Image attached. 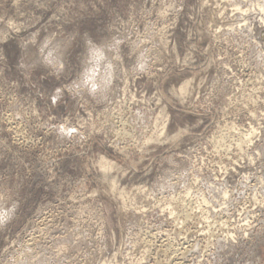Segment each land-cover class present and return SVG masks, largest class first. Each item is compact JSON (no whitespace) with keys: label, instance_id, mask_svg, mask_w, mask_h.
<instances>
[{"label":"rangeland","instance_id":"1","mask_svg":"<svg viewBox=\"0 0 264 264\" xmlns=\"http://www.w3.org/2000/svg\"><path fill=\"white\" fill-rule=\"evenodd\" d=\"M263 24L264 0H0V264H264ZM84 34L123 41L95 98L66 88Z\"/></svg>","mask_w":264,"mask_h":264},{"label":"clouds","instance_id":"2","mask_svg":"<svg viewBox=\"0 0 264 264\" xmlns=\"http://www.w3.org/2000/svg\"><path fill=\"white\" fill-rule=\"evenodd\" d=\"M76 35L72 36V40L75 41ZM84 52L87 55V66H83L79 72V75L75 77L67 86V91L70 93H75L77 95L87 92L88 95L95 98L97 93L100 91L101 84L95 81L97 69L99 65H103L106 70H113L115 65L113 61H119L121 59V44L122 40L113 38L111 43L104 44L103 42L97 43L93 38L84 34L83 37ZM34 42V37L33 41ZM47 46V45H45ZM111 54V57H109ZM84 62L82 61V64ZM134 69L137 72H144L147 70V60L142 53L138 58L137 63L134 65ZM65 71V66L60 63H57L53 66L54 75H62ZM105 90L111 85V80H102ZM16 207V206H14ZM5 226L0 224V227Z\"/></svg>","mask_w":264,"mask_h":264},{"label":"bare ground","instance_id":"3","mask_svg":"<svg viewBox=\"0 0 264 264\" xmlns=\"http://www.w3.org/2000/svg\"><path fill=\"white\" fill-rule=\"evenodd\" d=\"M262 32L264 33V24L262 25ZM262 39H264V36H263V38Z\"/></svg>","mask_w":264,"mask_h":264},{"label":"water","instance_id":"4","mask_svg":"<svg viewBox=\"0 0 264 264\" xmlns=\"http://www.w3.org/2000/svg\"><path fill=\"white\" fill-rule=\"evenodd\" d=\"M264 36V33H262V37Z\"/></svg>","mask_w":264,"mask_h":264}]
</instances>
